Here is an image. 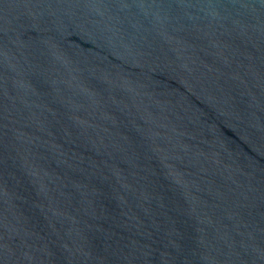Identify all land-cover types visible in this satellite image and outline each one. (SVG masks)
Masks as SVG:
<instances>
[{"label": "water", "instance_id": "water-1", "mask_svg": "<svg viewBox=\"0 0 264 264\" xmlns=\"http://www.w3.org/2000/svg\"><path fill=\"white\" fill-rule=\"evenodd\" d=\"M0 264H264V0H0Z\"/></svg>", "mask_w": 264, "mask_h": 264}]
</instances>
